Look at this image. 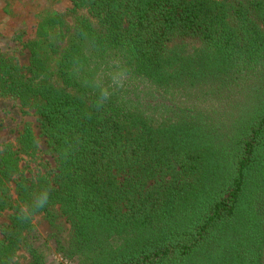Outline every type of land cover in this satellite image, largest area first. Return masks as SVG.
Masks as SVG:
<instances>
[{
	"label": "trees",
	"instance_id": "1",
	"mask_svg": "<svg viewBox=\"0 0 264 264\" xmlns=\"http://www.w3.org/2000/svg\"><path fill=\"white\" fill-rule=\"evenodd\" d=\"M21 44L52 163L0 144V264H264V0H71Z\"/></svg>",
	"mask_w": 264,
	"mask_h": 264
},
{
	"label": "rangeland",
	"instance_id": "2",
	"mask_svg": "<svg viewBox=\"0 0 264 264\" xmlns=\"http://www.w3.org/2000/svg\"><path fill=\"white\" fill-rule=\"evenodd\" d=\"M71 0H0V53L15 57L22 67L28 66V50L21 42L30 40L35 34L40 15L48 10L66 13ZM32 125L39 138L43 160L52 163L47 155L45 140L41 137L37 117L23 115L16 100L0 98V144L14 142L25 124ZM30 170H27L29 173ZM7 218H0V224L7 223ZM38 224V220L35 221ZM37 236L45 238L48 226L45 223L37 225ZM23 258L20 260L23 262ZM46 264H76L63 259L55 252V245L50 244L46 251Z\"/></svg>",
	"mask_w": 264,
	"mask_h": 264
},
{
	"label": "clouds",
	"instance_id": "3",
	"mask_svg": "<svg viewBox=\"0 0 264 264\" xmlns=\"http://www.w3.org/2000/svg\"><path fill=\"white\" fill-rule=\"evenodd\" d=\"M47 199H48V195H47V192H44L43 194H41L35 201H34V204H33V207L38 209V208H42L46 202H47Z\"/></svg>",
	"mask_w": 264,
	"mask_h": 264
}]
</instances>
